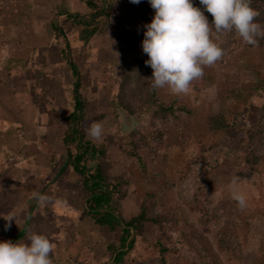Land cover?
I'll use <instances>...</instances> for the list:
<instances>
[{
  "label": "rangeland",
  "instance_id": "374dc122",
  "mask_svg": "<svg viewBox=\"0 0 264 264\" xmlns=\"http://www.w3.org/2000/svg\"><path fill=\"white\" fill-rule=\"evenodd\" d=\"M193 2L203 10L199 0ZM114 3L96 21L95 34L83 41L85 33L64 23L63 14L88 16L82 0H0V123L3 117L9 123L8 129L5 123L0 128V240L13 241L27 222L17 241L32 231L45 235L53 245L52 264H108L109 246L120 237L118 229L98 227L84 213L87 192L68 153L75 155L77 150L62 143V131L73 110V79L62 55L64 38L81 74L85 113L103 125L100 139L87 135V140L95 146L111 141L115 148L130 149L133 133L150 132L153 107L129 115L119 104V94L124 63L131 71L126 91L131 103L139 102L152 86L153 70L145 64L148 56L142 41L154 10L148 0ZM205 15L211 23V14L205 11ZM258 22L264 25V14ZM212 38L222 47L223 56L204 67L203 77L192 82L187 94L160 88L167 101L176 99L192 112L184 119L187 137L160 151L166 157L163 186L180 225H190L204 236L221 264H264V122L259 121L264 99L248 90L254 71L264 76V38L258 37L253 46L235 31L216 33L215 29ZM231 84L241 91L240 96L220 93ZM219 116L230 125L212 127ZM247 131L253 133L251 139L245 138ZM139 154L151 168L145 146H140ZM203 158L221 159L214 171L198 180L192 171ZM112 163L113 175L133 171L122 202L123 215L129 219L137 215L142 198L154 184L121 151ZM233 179L246 196L243 208L231 196ZM36 192L47 195L49 202L38 204L33 198ZM155 212L151 210L150 215ZM9 217L14 220L6 228ZM156 238V228L148 225L146 239L135 240L125 262L195 264L196 257L186 248L163 263L153 248Z\"/></svg>",
  "mask_w": 264,
  "mask_h": 264
},
{
  "label": "trees",
  "instance_id": "16d2710c",
  "mask_svg": "<svg viewBox=\"0 0 264 264\" xmlns=\"http://www.w3.org/2000/svg\"><path fill=\"white\" fill-rule=\"evenodd\" d=\"M115 1L82 0L90 14L81 17L79 14L63 13L67 18L64 23L80 27L85 33L82 40L86 41L95 34L96 21L106 13V9L109 10L114 6ZM251 6L260 13L257 17L258 21L264 14V0H251ZM54 30L59 35H63L61 28L54 26ZM64 41L65 48L62 55L66 58L73 79V110L68 115V124L62 131L61 139L65 146H74L77 150L75 155H72L70 151L68 153L71 156L70 165L73 171L81 177L82 185L87 192L84 213L98 227H106L113 231L119 230L118 243L109 246L112 255L108 264H141L138 261L126 263L125 257L134 247L137 238L146 239L148 225H153L157 230V238L153 248L160 255L163 263L167 261L169 256H175L183 248H186L196 257L195 264H221L204 236L200 235L190 225H180L179 217L169 205L170 198L163 186L166 157L160 151L172 145H178L187 137L188 132L185 131L184 119L191 115V110L185 105L179 104L176 99L167 101L165 97L161 96L160 89L152 86L142 93L139 102L131 103L126 98V91L132 79L131 71L124 63L119 104L129 115L145 111L149 105L152 106L150 132L148 135L133 133L130 149H125L120 145L115 148L111 141L95 146L87 140L86 133L90 125L99 118H89L85 113V102L81 96V74L77 65L69 57V44L65 38ZM232 86L231 84L225 90H221L220 93H224L226 96L233 94L236 97L240 96L241 91L237 92ZM248 90L254 96L264 99V76L254 71V80L249 82ZM225 121L224 117L219 116L214 119L211 126L216 129L228 127L230 124ZM259 121L264 122V108L260 111ZM233 125L231 124V126ZM261 133L264 136V131ZM244 135L246 139H251L253 133L247 131ZM141 145L145 146L151 155V168L146 166L139 154ZM118 150L132 161L134 168L146 175L154 184V187L147 191L142 198L137 215L129 219L123 215L122 202L128 196L130 177L133 171L126 169L118 175L112 174V160ZM220 159H201L192 171L195 173L196 179L199 180L214 171ZM153 209H156V212L154 216H151L150 211ZM23 235L24 229L13 242H16Z\"/></svg>",
  "mask_w": 264,
  "mask_h": 264
},
{
  "label": "clouds",
  "instance_id": "9594fccd",
  "mask_svg": "<svg viewBox=\"0 0 264 264\" xmlns=\"http://www.w3.org/2000/svg\"><path fill=\"white\" fill-rule=\"evenodd\" d=\"M139 4L141 0H130ZM154 10L150 23L145 24L142 50L145 61L153 70V88L167 87L173 94H187L193 81L204 75V67L212 66L223 56L222 47L212 38L216 33L235 31L245 44L255 46L257 38H264V25L257 21L260 13L251 0H148ZM205 11L213 17L209 22ZM101 122H94L87 135L98 140L103 135ZM231 196L240 207L246 206V196L233 179L229 185ZM38 204L49 202V197L33 193ZM14 218L6 219V228ZM25 240L27 242H25ZM25 240H0V264H52L53 245L48 237L36 231ZM51 254V255H50Z\"/></svg>",
  "mask_w": 264,
  "mask_h": 264
},
{
  "label": "crops",
  "instance_id": "0c3cea01",
  "mask_svg": "<svg viewBox=\"0 0 264 264\" xmlns=\"http://www.w3.org/2000/svg\"><path fill=\"white\" fill-rule=\"evenodd\" d=\"M5 61H6V60H5ZM0 76H1V75H0ZM1 79H2V78H0V81H1L0 84L3 83V81H2L3 79H2V80H1ZM4 111H5V113H9V112H7V111H8L7 106H5ZM0 112L3 113V112H2V108H1V106H0ZM2 115H3V114H2ZM4 115H5V114H4ZM2 123H5V121H4V117L2 118V122L0 123V128H1V127H4V125H3ZM5 125H7V124L5 123ZM8 127H9V123H8V125H7V128L5 127V129H8ZM47 216H48V215H47ZM44 220H45V219H44ZM46 221H47V220H46ZM46 221L43 222V223L45 224ZM26 225H27V222H25L24 227H25ZM24 227L22 228V230L24 229ZM22 230H21V231H22ZM21 231H20V232H21ZM25 231H26V230H24V232H25ZM20 232H19V233H20ZM19 233H18V234H19ZM15 238H16V237H15ZM15 238H13V241H14Z\"/></svg>",
  "mask_w": 264,
  "mask_h": 264
}]
</instances>
